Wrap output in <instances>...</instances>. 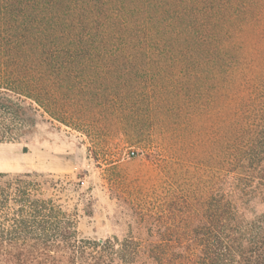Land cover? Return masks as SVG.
Returning <instances> with one entry per match:
<instances>
[{
    "label": "trees",
    "instance_id": "obj_1",
    "mask_svg": "<svg viewBox=\"0 0 264 264\" xmlns=\"http://www.w3.org/2000/svg\"><path fill=\"white\" fill-rule=\"evenodd\" d=\"M37 113L88 154L205 177L169 191L155 239L95 240L38 175L0 172V264H264V0H0V143Z\"/></svg>",
    "mask_w": 264,
    "mask_h": 264
},
{
    "label": "rangeland",
    "instance_id": "obj_2",
    "mask_svg": "<svg viewBox=\"0 0 264 264\" xmlns=\"http://www.w3.org/2000/svg\"><path fill=\"white\" fill-rule=\"evenodd\" d=\"M34 119L18 140L0 143V172L38 175L44 195L75 218L80 238L155 239L158 212L169 191L192 189V181L194 188L202 187L205 173L199 163L133 154L122 143L94 156L77 131L40 113Z\"/></svg>",
    "mask_w": 264,
    "mask_h": 264
}]
</instances>
